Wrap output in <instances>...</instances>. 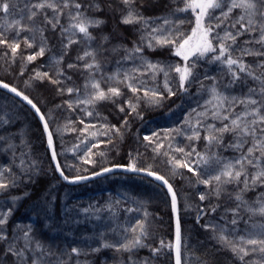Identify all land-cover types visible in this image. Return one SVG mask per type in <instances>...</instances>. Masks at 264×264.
Listing matches in <instances>:
<instances>
[{"label": "trees", "instance_id": "16d2710c", "mask_svg": "<svg viewBox=\"0 0 264 264\" xmlns=\"http://www.w3.org/2000/svg\"><path fill=\"white\" fill-rule=\"evenodd\" d=\"M6 2L9 11L0 10V40L5 41L0 43V82L28 96L39 108L66 176L111 171L75 183L62 182L38 115L0 87V183L8 185L0 189V215L7 216L0 226L7 237L0 240V264H175L177 219L181 264H264V251H260L264 244L259 243L264 240L260 211L264 184L258 182L241 192L243 183H224L229 178L223 176L221 182L213 179L245 154L256 138L264 139L260 133L256 138H241L216 131L230 123L224 115L251 110L240 101L249 96L264 100L260 95L264 57L242 51L264 50L255 43L259 31L240 27L242 23L259 29L264 19L235 8L209 37L216 47L215 37H223L225 31L239 33L235 43L224 41L226 56L230 53L241 61L253 76L237 72L240 80L234 81L236 66L230 70L226 62L215 60L218 48L185 61L175 54L178 45L164 43L192 35L196 13L181 11L185 0H134L131 7L143 19L133 24L121 22L129 10L122 0H49L58 11L34 9L39 0ZM224 3L227 12L230 0ZM34 10L37 15L29 20ZM77 12L101 21L89 26L91 39L73 27ZM213 14L220 16V10H209ZM242 15L245 19L236 23ZM46 17L59 23L53 28ZM208 23L205 17V26ZM211 23L215 26L217 21ZM16 44L19 48L13 53ZM41 47L42 56L38 55ZM137 47L140 52L135 51ZM29 56L36 58L29 61ZM185 63L191 66L192 76L181 87L174 69ZM70 64L74 67L69 68ZM112 88L120 94H112ZM213 88L227 98L219 108L220 118L213 116L219 103ZM100 91L108 98L96 99ZM258 107L264 115V105ZM212 136L218 140L210 142ZM241 139L246 142L240 148L230 146ZM255 156L259 157L255 167L244 166L249 178L264 170V155L255 152ZM130 165L163 176L172 192L155 177L129 172ZM238 194L241 200L236 199ZM200 195L205 199L200 200ZM141 228L146 235L141 236ZM24 232H28L27 240ZM222 235L230 243H223ZM136 237L144 246L117 250ZM9 246L22 254H9ZM73 248L78 252H72Z\"/></svg>", "mask_w": 264, "mask_h": 264}, {"label": "snow or ice", "instance_id": "6c2138e0", "mask_svg": "<svg viewBox=\"0 0 264 264\" xmlns=\"http://www.w3.org/2000/svg\"><path fill=\"white\" fill-rule=\"evenodd\" d=\"M122 3L126 6H129V10L126 16H124L121 20L123 24H133V23H139L143 17H141L138 13H134V10L132 9V5L134 4V0H122ZM224 0H185V8L181 9V11H187L188 9H191L193 12L196 13V26L192 30V35L188 37H181L177 36L173 40H166L164 43H172L178 45L176 50V55L181 56L185 61L189 59V56H204L208 52H215L217 51V48L219 49V55L215 57V60L226 62L229 69H232V66H236L237 71H233V80H240V76L237 74L239 73H247L249 76H253V73L248 71L246 66L239 60L233 59L231 54L229 53L226 56V52H228V48L225 47L224 41L231 40L233 43H235L237 35H234L233 33L229 31H225V35L223 37H215L217 39L218 43L217 46L214 47L212 44V40L209 38L211 36V33L214 31V27H221V25L225 24V21L228 20V14L232 12L235 8H242L249 14V16L253 15H259L262 19H264V0H230V4L227 5V12H225L223 9L225 7ZM10 4L9 2H6V0H0V10L7 13L9 11ZM75 7L79 9L81 5L79 3L75 4ZM98 7V6H97ZM33 8L36 10L44 9V8H50L54 11H58L57 5L49 2V0H39V2L35 5H33ZM220 10V16L209 15V10H212L213 13L215 10ZM34 10L31 12L30 16L28 17L29 20H33V18L37 15V11ZM197 10H199L197 12ZM209 18V23L207 26L203 23L204 18ZM47 20V17L45 18ZM74 20L77 21L73 25L74 28L78 29V31L82 34H84L85 37L88 39H91V35L89 33V26L91 25H99L101 21L98 20H90L87 17L82 16L79 12L73 17ZM245 17L242 15L239 17V20H237L236 23H240V21H243ZM217 21L215 26L212 25L211 21ZM47 23L51 24L53 28L56 27V24L59 23L58 20L55 22L53 20H47ZM253 21L252 19L248 20V25H252ZM231 26L234 28L236 27V24L233 23ZM241 28H244L248 31H259V38L255 41V43L260 44L261 48L264 49V27H261L259 29L256 28H247L244 24H240ZM199 37L198 43L191 48L190 51L185 53V49L190 46V43L193 39V37ZM0 43H5L4 40H0ZM29 46H31L29 44ZM151 47V45H149ZM230 47V46H229ZM19 48V44H16L12 46L13 53L16 52V50ZM44 48L41 47L39 50L38 55H44ZM136 52H140L141 49L137 47L135 49ZM244 55H254L259 57H264V50H258L255 52L248 51V50H242ZM85 56H90L91 53L85 52ZM35 56H29L27 59L29 61L34 60ZM222 58H224L222 60ZM80 59H83V57H80ZM93 65L89 64L87 67L91 68ZM150 67H155L154 65H149ZM69 68L74 67L73 65H68ZM261 67H264V63L261 64ZM174 71L179 74L180 77V85L181 87L184 86L185 82L189 81L190 77L192 76L191 66L185 63L183 66H176ZM45 77L47 76V73L43 74ZM37 78H41V74H36ZM254 79H260V77L256 76ZM55 82V81H54ZM262 84H264V81H262ZM0 87H3L5 89H9L11 92L15 93L16 96L22 97L24 101H26L37 113L40 112L39 108H37L36 104L33 103L31 99H29L28 96L23 95L21 92L17 91L15 88H9V85L3 82H0ZM72 90L69 89V92ZM114 95H119V90L116 88H112L109 90ZM135 91V89H133ZM169 91H171L169 89ZM213 92V98L219 101L217 107V111L213 112V116H216L217 118H220L219 115V108L223 107L224 101L227 99L226 97L221 96L219 93L216 92V89H212ZM249 92L255 95L254 89H249ZM147 95V93H145ZM260 95L264 96V86L260 89ZM96 99H106L108 98L103 91H100L98 95L95 97ZM208 103H211V101H208ZM241 104H244L246 109L248 106H251L250 111H245L242 115L237 114L235 116L230 117L229 115H224V120H230V123H226L223 125V127L216 129L218 133L221 135L223 133H231L238 137H257V133H260L262 137H264V115L261 113V108L258 107V105H264V100H258L255 98H252V96H249L246 101H240ZM131 106V105H130ZM124 109L122 108L121 111ZM133 111H135V108L133 107ZM227 111V110H225ZM249 117H252L249 119ZM258 117V119H257ZM40 119L43 121L44 116L40 115ZM47 123L44 124V128L47 131ZM214 127V126H213ZM145 140H149L150 138L148 136L144 137ZM210 142L211 140H218V137L212 136L209 138ZM246 141L244 139H241L240 144L236 145H230L232 147L240 148ZM48 143L49 146L52 144V137L51 134L48 135ZM264 149V139L256 138L255 143L252 147H249L247 149V152L245 154H242L239 159L235 161L234 164H227L225 165L224 170L217 176H215L213 179L217 182H221V177H227L228 180L223 181L224 183L231 182L232 180L237 181L238 183H243L244 188L241 189V192H243L245 189H248L250 185L255 186L258 182L260 184H264V170H261L257 172L255 175L249 176L245 172V164L255 167L256 161L259 159V157L255 156V152H261V155H264V152L261 150ZM178 151H183L182 149H178ZM53 159H55V152H53ZM178 166L186 167L189 171H193L187 164L181 165L179 161H177ZM237 166H239L237 168ZM57 170L59 171V164H57ZM129 170L137 171L134 165L129 166ZM104 172L111 171V169L105 168L103 170ZM99 173H97L98 175ZM61 177L69 181V177L65 176L64 173L60 172ZM148 175H155V173L148 172ZM244 176V179L241 181L240 177ZM155 178L157 180L162 181L165 185H168L169 192H172V187L170 184H168V181L163 177L156 175ZM87 179V177H75L72 178L70 182H77L80 180ZM203 183L207 184L209 181L205 180ZM8 187L5 183H0V189H6ZM200 200H204L205 196L200 195ZM237 200H241V196L238 194L236 196ZM172 206L173 210H176V196L175 193L172 195ZM261 213H264V208L260 209ZM7 222V216L6 215H0V226L4 225ZM236 220H232V224H235ZM146 235L143 228H141V236ZM7 237L0 231V240H5ZM24 239H28V232H24ZM220 240L228 244L230 243L225 236H221ZM175 242H176V264H180V245H181V225L179 222V219H177L176 226H175ZM247 243L255 245L258 242L256 240H248ZM260 244H264V240L259 241ZM161 245L163 246V242H161ZM27 246V245H25ZM105 247H112L111 245H104ZM144 246L141 243V237H136L132 241H129L127 244H122L117 247V250H125V251H131L132 249L136 247ZM8 253L11 255H21L22 253L19 251H14L12 246H9L7 249ZM154 253L158 252L159 249H153ZM233 251H236L235 246H233ZM239 251L244 252V255H248V252L244 249H240ZM255 251V249H253ZM260 251H264V248H261ZM72 252L77 253L78 250L76 248L72 249ZM146 264V262H145Z\"/></svg>", "mask_w": 264, "mask_h": 264}, {"label": "water", "instance_id": "95a60500", "mask_svg": "<svg viewBox=\"0 0 264 264\" xmlns=\"http://www.w3.org/2000/svg\"><path fill=\"white\" fill-rule=\"evenodd\" d=\"M1 88H3V87H1ZM10 88V87H9ZM8 92H10V93H12L13 95H15V97L16 98H18L19 100H21V101H24L23 99H22V97H19V96H16V94L15 93H13V92H11L9 89H6ZM24 102H26V101H24ZM27 103V102H26ZM28 104V103H27ZM29 105V104H28ZM30 107H31V105H29ZM32 110L36 113V115H38V118L40 119V112L39 113H37L36 111H35V109H33L32 108ZM40 122H41V124H42V126L44 127V124H45V121L43 120H41L40 119ZM45 129V128H44ZM45 133H46V135H47V140H48V135H49V133H48V130L46 131L45 130ZM48 147H49V151H50V155H51V160H52V162H53V165H54V168H55V170H56V172H57V174H58V176H59V178L61 179V181L62 182H64V183H73V182H70L71 181V179L72 178H70L69 179V181H66V180H64L62 177H61V175H60V172L62 171V170H57V164H59V162H58V159H57V157H56V154H55V159H53V152H55L54 151V148H53V145L51 144V146H49V143H48ZM115 168H117V169H119L120 167H115ZM59 169H61V167H60V165H59ZM128 171L129 172H131V173H135V174H141V175H146V176H150V175H148V172L149 171H145V170H139V169H137V171H133V170H129L128 169ZM63 172V171H62ZM97 173H99L98 175H97ZM103 173H105L103 170H101V171H97V172H95V173H92L91 175L89 174V175H84V176H79V177H87V179H91V178H95V177H97V176H100V175H102ZM65 175V174H64ZM66 176V175H65ZM156 175H151L150 177H155ZM73 178H75V177H73ZM87 179H84V180H87ZM160 181V180H159ZM175 239V238H174ZM176 256H177V252H176V242L174 243V260H175V264H176ZM180 264H181V261H180Z\"/></svg>", "mask_w": 264, "mask_h": 264}, {"label": "rangeland", "instance_id": "374dc122", "mask_svg": "<svg viewBox=\"0 0 264 264\" xmlns=\"http://www.w3.org/2000/svg\"><path fill=\"white\" fill-rule=\"evenodd\" d=\"M204 23V21H203ZM198 40H199V37H193L191 43H190V46L188 48L185 49V53L187 54L188 51L191 50V48H193L197 43H198Z\"/></svg>", "mask_w": 264, "mask_h": 264}]
</instances>
